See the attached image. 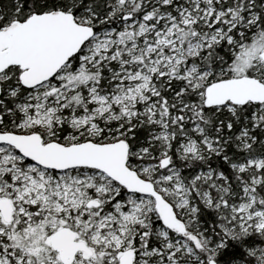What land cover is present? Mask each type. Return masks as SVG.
<instances>
[{"label": "snow or ice", "instance_id": "snow-or-ice-1", "mask_svg": "<svg viewBox=\"0 0 264 264\" xmlns=\"http://www.w3.org/2000/svg\"><path fill=\"white\" fill-rule=\"evenodd\" d=\"M0 264H264V0H0Z\"/></svg>", "mask_w": 264, "mask_h": 264}]
</instances>
